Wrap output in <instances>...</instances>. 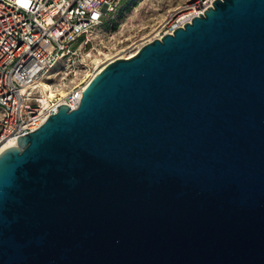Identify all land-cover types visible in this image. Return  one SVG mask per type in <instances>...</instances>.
Returning <instances> with one entry per match:
<instances>
[{
	"label": "water",
	"instance_id": "1",
	"mask_svg": "<svg viewBox=\"0 0 264 264\" xmlns=\"http://www.w3.org/2000/svg\"><path fill=\"white\" fill-rule=\"evenodd\" d=\"M0 152V264H264V0L116 57Z\"/></svg>",
	"mask_w": 264,
	"mask_h": 264
},
{
	"label": "built area",
	"instance_id": "2",
	"mask_svg": "<svg viewBox=\"0 0 264 264\" xmlns=\"http://www.w3.org/2000/svg\"><path fill=\"white\" fill-rule=\"evenodd\" d=\"M121 1L0 0V145L37 129L59 105L78 106L97 71L90 73L84 86L83 82L66 85L76 72L75 56ZM213 1L199 0L189 12L176 14L154 38L172 34ZM43 83L52 89L53 97Z\"/></svg>",
	"mask_w": 264,
	"mask_h": 264
},
{
	"label": "rangeland",
	"instance_id": "3",
	"mask_svg": "<svg viewBox=\"0 0 264 264\" xmlns=\"http://www.w3.org/2000/svg\"><path fill=\"white\" fill-rule=\"evenodd\" d=\"M198 1L122 0L91 31L88 43L77 52L72 65L77 64L76 72L66 80V85L72 87L75 82L85 83L96 67V59L108 61L107 57L132 52L140 43L160 33L173 16L190 10Z\"/></svg>",
	"mask_w": 264,
	"mask_h": 264
},
{
	"label": "bare ground",
	"instance_id": "4",
	"mask_svg": "<svg viewBox=\"0 0 264 264\" xmlns=\"http://www.w3.org/2000/svg\"><path fill=\"white\" fill-rule=\"evenodd\" d=\"M191 10V9H190ZM190 10H186L185 12H183L182 14H185V13H187V12H189ZM139 47H140V45H138L137 46V49L135 48V50H133L132 52H130V53H126V54H120L119 56H117V57H126V58H128V57H130V56H133L135 53H136V51L139 49ZM99 58V57H98ZM109 58V59H108ZM116 58V57H115ZM107 59L110 61L111 60V57H107ZM106 59V60H107ZM95 63H96V71L98 72V71H100L102 68H103V66L105 65V63H107V61H101L100 59H96L95 60ZM82 82V81H81ZM87 82V81H86ZM85 82V83H86ZM85 83H82V85L81 86H84V84ZM43 86H44V88H46V89H50L49 90V93L50 94H48V96L49 97H53L54 96V94H53V92H52V89L46 84V83H43ZM63 94V93H62ZM17 144V139H9V140H7L6 142H4L3 144H1L0 145V152L2 151V150H4L6 147H9V146H14V145H16Z\"/></svg>",
	"mask_w": 264,
	"mask_h": 264
}]
</instances>
